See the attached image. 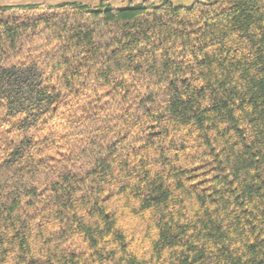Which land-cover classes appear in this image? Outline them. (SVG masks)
Returning a JSON list of instances; mask_svg holds the SVG:
<instances>
[{"label":"trees","instance_id":"trees-1","mask_svg":"<svg viewBox=\"0 0 264 264\" xmlns=\"http://www.w3.org/2000/svg\"><path fill=\"white\" fill-rule=\"evenodd\" d=\"M0 264H264V0L0 6Z\"/></svg>","mask_w":264,"mask_h":264},{"label":"rangeland","instance_id":"rangeland-1","mask_svg":"<svg viewBox=\"0 0 264 264\" xmlns=\"http://www.w3.org/2000/svg\"><path fill=\"white\" fill-rule=\"evenodd\" d=\"M161 1L163 0H155L156 3H160ZM170 1L173 6L179 7V6H190L194 2L199 0H170ZM64 2H81L87 4L91 8H98L100 6L101 0H0V6L24 5V4H33V3L58 4ZM128 2L129 0H109V4L115 8L127 7Z\"/></svg>","mask_w":264,"mask_h":264}]
</instances>
